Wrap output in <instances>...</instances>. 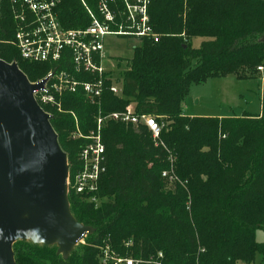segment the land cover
Masks as SVG:
<instances>
[{
  "label": "trees",
  "instance_id": "obj_1",
  "mask_svg": "<svg viewBox=\"0 0 264 264\" xmlns=\"http://www.w3.org/2000/svg\"><path fill=\"white\" fill-rule=\"evenodd\" d=\"M86 1L95 9L98 0ZM150 17L160 38L134 45L126 68L116 74L121 94L107 89L99 104L80 91L66 92L61 111L44 109L67 153L70 175L81 167L79 153L87 142L71 137L75 118L87 135L100 108L109 113L133 104L137 113L158 117L163 144L156 145L143 125L108 121L100 204L69 193L73 215L94 231L67 259L55 245L19 240L13 246L16 264H103L106 246L139 264H256L257 256L264 264V242L256 240L257 230L264 229V81L257 115L183 112L191 84L229 75L253 78L264 68V0H154ZM61 19L67 27L90 23L80 0H62ZM15 30L10 4L1 0L0 58L16 61L36 81L51 64L23 59L12 43ZM194 38L202 40L192 48ZM170 157L185 182L173 189L162 176Z\"/></svg>",
  "mask_w": 264,
  "mask_h": 264
},
{
  "label": "built area",
  "instance_id": "obj_2",
  "mask_svg": "<svg viewBox=\"0 0 264 264\" xmlns=\"http://www.w3.org/2000/svg\"><path fill=\"white\" fill-rule=\"evenodd\" d=\"M80 1L90 17V23L67 27L61 19L62 0H8L16 23L12 43L20 56L31 62L51 64L45 76L36 81L30 80L32 83L43 82L42 87L34 90L35 99L43 109L44 106H53L61 111V97L66 92L80 91L86 100L99 104L107 89L115 95L121 94L122 87L116 82V74L102 64L107 39L121 37L138 42L143 39L158 41L160 38L151 24L150 6L154 0H98L95 9L86 0ZM258 70L263 73V66H259ZM262 78L264 81V76ZM109 79L114 81L107 85ZM111 120L135 127L143 125L156 145L163 144V123L154 115L137 113L133 104L124 110L109 113L100 108L95 127L88 135L82 134L78 128L79 137L87 139V142L79 153L81 167L72 175L69 172L68 195L84 197L96 206L100 204L99 179L106 171L102 131ZM169 160L170 169L164 170L162 176L170 183L185 185L173 170V158ZM81 243H85V238ZM159 256L163 254L160 252ZM140 262V259L119 256L109 246L104 249L103 264Z\"/></svg>",
  "mask_w": 264,
  "mask_h": 264
},
{
  "label": "water",
  "instance_id": "obj_3",
  "mask_svg": "<svg viewBox=\"0 0 264 264\" xmlns=\"http://www.w3.org/2000/svg\"><path fill=\"white\" fill-rule=\"evenodd\" d=\"M42 86L0 58V264H16L19 240L55 245L67 259L94 231L71 211L68 156L34 96Z\"/></svg>",
  "mask_w": 264,
  "mask_h": 264
},
{
  "label": "rangeland",
  "instance_id": "obj_4",
  "mask_svg": "<svg viewBox=\"0 0 264 264\" xmlns=\"http://www.w3.org/2000/svg\"><path fill=\"white\" fill-rule=\"evenodd\" d=\"M201 40L202 38L192 39V48L197 47ZM137 43L134 39L108 38L102 61L103 67L114 71L115 74H120L126 68L125 59L132 55V48ZM260 79L263 81L262 72L255 74L253 78L239 79L234 75H229L209 77L202 83L191 84L189 96L183 103V112L185 115L192 117L240 116L244 112L257 115L261 112L262 106ZM75 121V130L71 133V137L77 139L80 138L78 128L81 129L77 118H75ZM173 185L174 183L170 182L167 184L170 189L174 188ZM256 240L264 242L263 228L257 230ZM258 262L259 256H257L255 263L258 264ZM239 264L254 263L240 261Z\"/></svg>",
  "mask_w": 264,
  "mask_h": 264
},
{
  "label": "crops",
  "instance_id": "obj_5",
  "mask_svg": "<svg viewBox=\"0 0 264 264\" xmlns=\"http://www.w3.org/2000/svg\"><path fill=\"white\" fill-rule=\"evenodd\" d=\"M261 113V112H260Z\"/></svg>",
  "mask_w": 264,
  "mask_h": 264
}]
</instances>
